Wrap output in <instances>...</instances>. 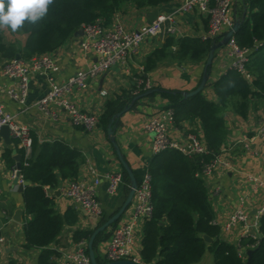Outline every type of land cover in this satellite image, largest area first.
Masks as SVG:
<instances>
[{"label":"crops","instance_id":"crops-1","mask_svg":"<svg viewBox=\"0 0 264 264\" xmlns=\"http://www.w3.org/2000/svg\"><path fill=\"white\" fill-rule=\"evenodd\" d=\"M182 2L183 0H173L158 7L144 8L128 4L124 9L116 12L113 19H119L130 31L150 25L149 15L157 9L160 15L171 18L164 21L157 36L142 44L128 57L126 65L114 66L109 72L89 80L85 89H74L69 95L72 101L84 111L102 117L107 101L116 99L126 91L131 92L134 86H137L138 79L146 81L148 79L152 88L170 90L175 94L195 90L200 83L208 55L198 63L166 61L161 62L151 71H146L144 67L147 57L160 47L168 36H174L177 40L184 37L208 39L209 14L201 13L198 9L190 12L179 11ZM235 2L236 0H234L232 17H235L236 12L238 17H242L246 8L245 2L238 1L237 11ZM5 32L12 31L3 30L4 42L7 45L14 42ZM17 32L12 33L18 35ZM176 49L177 46L174 47V50ZM55 55V69L46 74L36 73L29 76L30 85L25 104H20L7 95V89L15 87L17 80L3 75L2 68L10 58L0 57V103L4 105L8 114L16 116L15 120L18 123L29 126L32 135L37 136L41 144L59 141L82 152L85 161L77 177L73 179L87 182L100 179L98 200L104 209V215L102 219L97 220L87 216L75 202L63 195L64 188L72 179L61 180L55 188H46L47 193L54 200L56 212L65 214L72 208L78 214V221L67 224L50 246L28 247L25 224L32 216L25 208L24 191H19V185L22 184H19L17 178L12 175L11 166H8L3 158L8 148L12 149L13 156L16 151L23 158V147L20 141L12 136L13 144H7L0 136V219L4 224L2 234L6 239L4 243H0V264H41L42 254L47 251L52 253L50 263L63 264V253L74 251L77 243L81 241L75 239V233L77 231L93 233L104 223V219L106 221L117 213L130 190V179L124 175V182L119 185L116 193L111 194L108 191L109 181L106 175L125 172L108 140L107 131L101 124L95 130L87 131L81 126L73 125L66 111L56 103H50L45 109L37 106V102L51 91L52 83H62L78 71L88 70L96 61L92 53L82 50L81 38L77 40L74 36L56 49ZM214 62L211 78L203 94L207 100L218 103L213 83L232 69L233 57L222 48L216 52ZM102 90L107 91L105 96L100 94ZM169 108H171L170 100L161 93H156L141 99L135 108L126 112L120 119L116 132L117 140L125 159L132 166L139 181L146 173H151L152 162L156 156L152 150L154 133L148 130L147 123ZM263 113L264 98L261 97L251 99L247 118L233 111L227 112L225 115L228 129L227 142L217 154L220 163L213 173L205 178L213 209V220L221 226L223 238L238 246L245 238L243 227L237 225L226 231L225 224L236 211L243 210L252 226L250 232L255 235L257 231L253 224L264 207V137L259 135ZM189 132L199 133L205 139L201 120L197 118L177 121L170 128L169 136L181 141ZM56 191L61 193L58 195ZM133 204L114 226L106 230L107 239H103L99 244V258L102 261H106L105 251L115 227L128 219ZM19 210H22L21 222L14 220ZM145 224L146 220L139 224L141 236L138 239L137 250L140 252L143 248ZM248 250V247L242 246L244 254H247ZM213 261V254L207 252L198 264H212Z\"/></svg>","mask_w":264,"mask_h":264},{"label":"trees","instance_id":"trees-1","mask_svg":"<svg viewBox=\"0 0 264 264\" xmlns=\"http://www.w3.org/2000/svg\"><path fill=\"white\" fill-rule=\"evenodd\" d=\"M172 1L55 0L43 20L35 25L26 22L19 30L25 34L24 40L16 38L7 45L3 30H0V57L13 59L21 54L22 58L31 59L58 49L83 25L92 24L98 18L105 19L107 23L112 22L114 14L128 4L144 8L158 7ZM245 5L248 18L236 33L235 40L241 48L252 50L248 69L254 81L249 82L238 71L230 69L213 83L218 103L207 100L203 92L184 99L181 92L175 94L162 89L161 94L170 100V107L175 110L176 122L182 119L201 120L210 153L189 158L177 150H169L153 159L150 174L153 178L155 211L144 226L140 254L143 264H198L207 252L213 254L212 264H247L248 259L250 264H264V216L260 221L259 238L248 235L240 246L230 243L223 238L221 226L213 220L208 188L202 177L205 164L215 158L227 142V112L233 111L247 118L251 99L264 98V0H245ZM212 42L207 38L184 37L177 40L174 36H168L147 57L145 70H154L166 61L202 62ZM133 90L107 101L100 121L104 130L107 131L114 114L123 111L136 95L144 91L137 86ZM3 158L8 166L16 164L11 148L6 150ZM84 161L81 151L63 142L41 144L37 136H33L31 158L25 160L23 156L21 160L23 178L30 182L24 190L25 208L32 216L25 224L28 247L50 246L67 224L78 221V214L72 208L65 214L56 212L54 200L46 188H55L61 180L77 177ZM124 175L128 176L126 172ZM102 233L95 240V251L100 242L107 239V234L102 236ZM91 234L89 231H77L75 239H89ZM204 235L212 241H206ZM242 246L248 247L251 254H244ZM51 254L50 251L42 254L41 264H55L50 263Z\"/></svg>","mask_w":264,"mask_h":264},{"label":"built area","instance_id":"built-area-1","mask_svg":"<svg viewBox=\"0 0 264 264\" xmlns=\"http://www.w3.org/2000/svg\"><path fill=\"white\" fill-rule=\"evenodd\" d=\"M233 6L234 0H183L178 10L190 12L198 9L201 13L209 14L208 39L218 41L234 25ZM167 18L171 17L159 15L157 20L150 25L134 31L128 30L119 19H113V22L108 24L105 19L98 18L92 24L83 25L84 35L81 37V47L84 52L92 53L96 57L95 63L88 70H80L62 83H52L51 91L37 102V106L45 109L50 103H56L66 111L73 125L81 126L87 131L95 130L100 125L101 116L84 111L72 101L69 95L74 89L87 88L89 80L109 72L114 66L126 65L128 57L133 52L142 44L157 36ZM224 48L228 55L233 57L231 68L238 71L246 80L252 82L254 76L248 69L252 50L241 48L236 43L235 37H232ZM55 68V50L34 56L31 59H10L3 66L2 73L8 78L17 80V84L15 87L12 86L7 89V95L20 104H25L30 85L29 76L36 73L46 74ZM137 87L139 90L143 89L144 91L152 88L148 79L147 81L138 79ZM100 94L105 96L107 91L102 90ZM15 118L16 116L8 114L4 105L0 103V130L5 125L10 128L11 136L20 141L24 158L28 160L32 156V131L29 126L18 123ZM175 123V110L173 108H169L160 116L153 117L147 123L148 130L154 133L152 142L154 155L157 156L169 150H177L189 158L203 157L210 153L206 140L199 133L189 132L181 141L170 138L169 131ZM259 135L264 137V113L260 121ZM219 163L220 158L216 155L203 167L202 177L210 176ZM25 165H27V162H25ZM11 172L17 178L19 184L26 183L21 168H18L17 164L11 167ZM106 176L109 181V193H116L119 185L124 182V174L115 172ZM99 184V178L93 182L72 179L64 188L63 195L75 202L87 216L96 220L102 219L104 209L98 200ZM133 203L132 212L128 219L117 225L112 233L105 251L106 261L134 260L142 262L141 252L137 250L138 239L141 236L139 224L143 220H150L155 211L153 178L150 173H146L139 181ZM263 216L264 207L253 224L258 235L251 234L252 226L243 210L236 211L230 217L225 224V229L229 231L233 227L241 225L245 237L252 235L254 239H257L260 237L259 228ZM88 240L83 239L77 243L74 251L64 252L63 264H91ZM5 241V236L0 228V243Z\"/></svg>","mask_w":264,"mask_h":264},{"label":"water","instance_id":"water-1","mask_svg":"<svg viewBox=\"0 0 264 264\" xmlns=\"http://www.w3.org/2000/svg\"><path fill=\"white\" fill-rule=\"evenodd\" d=\"M238 1L236 0L235 2V7H236V11H237V5H238ZM243 2H245V0H242ZM247 12H248V8H245L244 14L242 17H238L237 16V12L236 15L234 17V25L231 29H229L228 31H226L223 36L221 37V39H219L218 41H213L212 45L210 46L209 52H208V56L206 58V61L204 63V68H203V73H202V77L200 80V83L198 85V87L193 90V91H183L182 95L184 97V99H188L191 97H194L196 95H198L199 93L203 92L206 88V86L209 83V80L211 78L212 75V71L214 68V61H215V55L216 52L222 48H224L225 46H227V44L229 43L230 39L232 37H235L236 33L240 30V28L242 27L243 23L246 20L247 17ZM160 11L157 9L155 10L153 13H151L149 15V20L150 22H154L155 20H157V18L160 15ZM84 35V30L81 27L80 29H78L75 33H74V37L78 40L80 39L82 36ZM22 55L21 54H17L16 55V59H21ZM163 90L159 89V88H151L148 90H145L141 93H139L138 95H136L133 100L130 102L129 105H127L123 111L118 112L116 114H114L108 124L107 127V137L108 140L110 142V144L112 145L118 160L120 162V164L122 165L123 169L125 170V172L128 174V177L130 179V190L128 193V196L126 198V200L124 201L123 205L120 207V209L117 211L116 214H114L113 216H111L110 218L106 219V221L100 225L99 227H97L94 232L91 234L89 240H88V251H89V256H90V260H91V264H143L142 262H137L134 260H117V261H106V262H100L98 257L96 256V251L94 248V243L95 240L97 238V236L106 231L109 227L114 226L115 223H117L124 215V213L128 210V208L130 207V205L133 203V199H134V195H135V191L139 185V180L132 168V166L130 165V163L125 159V155L124 152L122 151L118 140H117V136H116V132H117V124L120 121L121 117L128 111H130L132 109V107L138 103L141 99L146 98V97H150L151 95H154L156 93H161ZM175 93V92H173ZM0 136L3 137L5 139V142L7 144H13V138L11 137V133H10V128L5 125L1 128L0 130ZM14 158L16 160V164L18 168H21V155L17 154L16 151H14ZM30 184V182L26 181L25 184L23 185H19V191L22 192L24 191V188L26 186H28ZM57 194L59 195L61 193V191H56ZM21 214H22V210H19L15 217L14 220L21 222ZM4 227V224L2 222V220L0 219V228L2 229ZM204 238L206 241L211 242L212 239L207 236L204 235ZM251 250L247 251V255L251 254ZM247 264H250V259H248Z\"/></svg>","mask_w":264,"mask_h":264},{"label":"clouds","instance_id":"clouds-1","mask_svg":"<svg viewBox=\"0 0 264 264\" xmlns=\"http://www.w3.org/2000/svg\"><path fill=\"white\" fill-rule=\"evenodd\" d=\"M55 0H0V30L17 32L25 23L37 24Z\"/></svg>","mask_w":264,"mask_h":264},{"label":"rangeland","instance_id":"rangeland-1","mask_svg":"<svg viewBox=\"0 0 264 264\" xmlns=\"http://www.w3.org/2000/svg\"><path fill=\"white\" fill-rule=\"evenodd\" d=\"M6 34H7V36L9 37V38H11L12 40H16V38H19V39H23L24 40V37H25V34L23 33H21V31H19V32H17L18 33V35H16V34H13L12 32H5ZM103 234H106V231H104L103 233H102V236H103ZM96 256L97 257H99L100 256V253H99V246H98V248L96 249Z\"/></svg>","mask_w":264,"mask_h":264}]
</instances>
